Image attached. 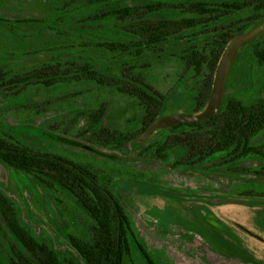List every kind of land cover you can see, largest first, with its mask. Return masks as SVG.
<instances>
[{
	"label": "rangeland",
	"instance_id": "1",
	"mask_svg": "<svg viewBox=\"0 0 264 264\" xmlns=\"http://www.w3.org/2000/svg\"><path fill=\"white\" fill-rule=\"evenodd\" d=\"M157 1H202L210 6L233 2L120 0L80 9L89 0H0V18L17 22L20 28L0 30V73L13 77L50 62L88 63L110 76L130 73L140 77L165 96L163 116L190 113L194 94L206 78V69L197 76L188 67L192 48L201 44L207 56L223 32L234 39L264 25V13L253 22V12L247 8L229 13L219 7L218 20L208 21V26L202 28L205 35H196L201 41L193 36L194 31L185 29L168 41L143 47V51L92 44L96 40L117 44L131 37L126 29L133 23L130 19H96L97 15L127 7L143 8ZM57 5L62 8L56 9ZM249 5L253 9V0ZM50 14L58 17L50 27L39 24ZM189 16L194 14L168 10L150 13L145 19L176 21ZM251 39L253 53L251 46L244 48L245 55L242 51L247 63L241 65L242 59H233L234 55L229 63L222 104L230 97L250 103L262 88L264 95V62L260 63L254 53L264 41V27L247 41ZM251 63L253 83L249 80ZM101 109L102 119L91 124L88 113ZM142 113L136 98L95 82L0 86V135L94 168L129 217L141 247L135 253L136 260L147 263L149 258L154 264H264V174L244 170L264 166V157L226 163L216 156L191 167L176 164L185 155L182 148L176 149L167 161L152 156L148 145L161 136L160 129L146 139L142 135L137 142L120 147L96 135L101 128L137 131ZM257 141L264 143V134ZM0 191L12 199L22 223L62 254L73 252L69 235L86 236L93 224L85 210L59 185H42L1 161ZM16 241L7 228L0 229L4 263L11 260Z\"/></svg>",
	"mask_w": 264,
	"mask_h": 264
},
{
	"label": "trees",
	"instance_id": "2",
	"mask_svg": "<svg viewBox=\"0 0 264 264\" xmlns=\"http://www.w3.org/2000/svg\"><path fill=\"white\" fill-rule=\"evenodd\" d=\"M119 1L89 0L88 3L81 5L80 9L106 6ZM250 1L252 0H241V2L233 0V2L216 3L211 6L202 1L179 4L157 1L143 8L127 7L103 13L97 15L96 19H130L133 23L126 29L131 37L117 44L99 40L92 44L109 49L121 46L143 51L145 50L143 47L168 41L171 36L185 29L194 31V37L198 34L205 35L206 31L203 32L202 28L208 26V21L218 20L219 7H223L229 13L244 12L247 8L249 12H253L254 22L261 18L264 6L262 0H253V9H250ZM55 8L62 7L57 5ZM168 10L190 12L194 16L176 21L145 19L150 13ZM207 15L211 17L210 20L206 19ZM57 19V14H50L48 20L39 21V24L50 27ZM3 27L13 31L20 29L17 22L0 18L1 31ZM198 29L201 31L195 32ZM197 39V41L202 40L198 37ZM223 41L216 40L207 56L200 48L201 44L192 48L188 56V67L193 70L194 75L200 76L206 69L203 87L197 89L193 97L192 111H190L192 114L203 111L209 102L215 72L224 51L225 42L227 43L228 40ZM254 53L257 60L263 63L264 41ZM72 81L95 82L101 86L119 89L138 100L143 111L139 130L128 133L111 131L108 128L98 130L96 135L112 146L120 147L132 141L137 142L139 136L144 135L149 126L163 116L165 96L155 91L140 77L130 73L114 77L92 64L76 61L45 63L32 71L13 77L0 73L1 87H5L6 84L15 87L20 84L25 86L29 83L50 87L56 83ZM102 113V109L89 112L91 124H98L102 119ZM160 133L161 136L150 143L148 149L152 156L162 161H167L178 148L184 149L185 155L176 164L191 167L216 156H220L226 163L256 156L264 157V143L257 141L264 134L263 88L253 103L245 104L237 98L230 97L221 104L218 113L214 116L202 121L185 122L160 129ZM0 161L12 169L31 175L42 185L47 187L59 185L93 221L86 236H68L73 252L62 254L50 243L39 240L22 223L12 199L0 191V229L4 231L7 228L17 240L12 246L11 260L4 263L0 256V264H154L149 258L147 263L135 259L139 244L131 228L129 217L120 199L111 190L110 185L101 180L94 168L61 155L36 150L2 135H0ZM244 170L264 174V166L255 168L254 171L253 168Z\"/></svg>",
	"mask_w": 264,
	"mask_h": 264
},
{
	"label": "water",
	"instance_id": "3",
	"mask_svg": "<svg viewBox=\"0 0 264 264\" xmlns=\"http://www.w3.org/2000/svg\"><path fill=\"white\" fill-rule=\"evenodd\" d=\"M264 25L255 28L253 31L235 37L228 47L226 48L223 56L221 57L218 67L215 72V78L212 88L211 97L206 108L199 113H185V114H171L159 117L156 119L147 129L143 135V139H146L153 131L157 129H165L185 122H197L206 120L218 113L223 98L225 79L229 63L237 50L238 46L248 39L254 37L259 33Z\"/></svg>",
	"mask_w": 264,
	"mask_h": 264
},
{
	"label": "flooded vegetation",
	"instance_id": "4",
	"mask_svg": "<svg viewBox=\"0 0 264 264\" xmlns=\"http://www.w3.org/2000/svg\"><path fill=\"white\" fill-rule=\"evenodd\" d=\"M219 37H220V41L222 40V42H224L223 40H228L227 43L225 42V48H224V51H223V53L221 55V57H222L224 52H225V50H226V48L228 47L229 43L231 42V39H233L234 36H230L227 32H223ZM229 40H230V42H229ZM247 46H251L252 47V53H253V39H251L249 41H246L242 45H240L237 48V50L235 51V54H234V57H233V59L234 58L235 59H239V60L242 59L241 65H242V63H247V62H244V59L242 58V51L245 50L244 51L245 53L243 54V55H245L247 53V49H244V48H246ZM232 62H233V60H232ZM234 65H235V63H234ZM241 65L238 68H236V70H238L241 67ZM250 70H251V75H250V79L249 80L252 81V83H253V63L250 64ZM251 103H253V100L251 101Z\"/></svg>",
	"mask_w": 264,
	"mask_h": 264
}]
</instances>
